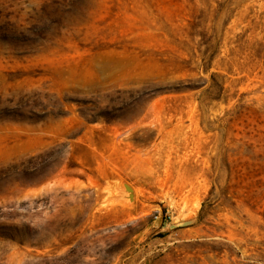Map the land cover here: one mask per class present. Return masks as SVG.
Masks as SVG:
<instances>
[{
	"label": "rangeland",
	"instance_id": "374dc122",
	"mask_svg": "<svg viewBox=\"0 0 264 264\" xmlns=\"http://www.w3.org/2000/svg\"><path fill=\"white\" fill-rule=\"evenodd\" d=\"M0 264H264V0H0Z\"/></svg>",
	"mask_w": 264,
	"mask_h": 264
},
{
	"label": "water",
	"instance_id": "95a60500",
	"mask_svg": "<svg viewBox=\"0 0 264 264\" xmlns=\"http://www.w3.org/2000/svg\"><path fill=\"white\" fill-rule=\"evenodd\" d=\"M125 185H127V184H125Z\"/></svg>",
	"mask_w": 264,
	"mask_h": 264
}]
</instances>
